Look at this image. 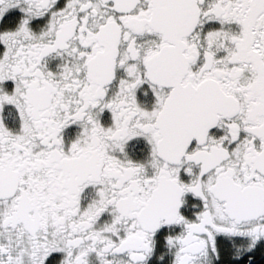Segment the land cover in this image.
Wrapping results in <instances>:
<instances>
[{
  "label": "snow or ice",
  "instance_id": "snow-or-ice-1",
  "mask_svg": "<svg viewBox=\"0 0 264 264\" xmlns=\"http://www.w3.org/2000/svg\"><path fill=\"white\" fill-rule=\"evenodd\" d=\"M0 264H264V0H0Z\"/></svg>",
  "mask_w": 264,
  "mask_h": 264
}]
</instances>
